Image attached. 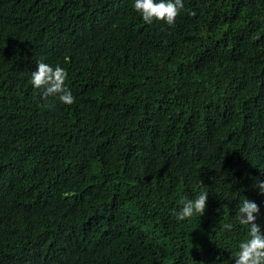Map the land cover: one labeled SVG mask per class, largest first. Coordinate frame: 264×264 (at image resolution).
<instances>
[{
	"label": "trees",
	"instance_id": "obj_1",
	"mask_svg": "<svg viewBox=\"0 0 264 264\" xmlns=\"http://www.w3.org/2000/svg\"><path fill=\"white\" fill-rule=\"evenodd\" d=\"M133 3L0 0V264H235L244 199L264 232V0Z\"/></svg>",
	"mask_w": 264,
	"mask_h": 264
},
{
	"label": "clouds",
	"instance_id": "obj_2",
	"mask_svg": "<svg viewBox=\"0 0 264 264\" xmlns=\"http://www.w3.org/2000/svg\"><path fill=\"white\" fill-rule=\"evenodd\" d=\"M133 7L147 23L156 19L172 26L184 4L183 0H134ZM67 77L66 69L59 64L53 67L45 62H37L35 70L31 72L30 83L36 89H44L42 94L44 98L56 96L61 103L71 105L75 103V97L65 84ZM257 186L260 193L264 194V181H258ZM207 198L206 191L201 192L194 200L182 198V207L174 213L175 216L178 220H184L191 218L194 213L203 215ZM259 211V206L254 201L244 199L240 202L237 219L241 225H250V228L249 238L239 243L235 264H264V232H261L260 226L255 223L257 218L255 214ZM223 227L231 230L232 225L225 224Z\"/></svg>",
	"mask_w": 264,
	"mask_h": 264
}]
</instances>
